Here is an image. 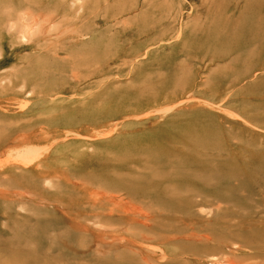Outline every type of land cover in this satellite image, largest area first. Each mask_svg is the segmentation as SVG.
Listing matches in <instances>:
<instances>
[{"label": "rangeland", "instance_id": "374dc122", "mask_svg": "<svg viewBox=\"0 0 264 264\" xmlns=\"http://www.w3.org/2000/svg\"><path fill=\"white\" fill-rule=\"evenodd\" d=\"M263 31L264 0H0V264H264Z\"/></svg>", "mask_w": 264, "mask_h": 264}, {"label": "bare ground", "instance_id": "6f19581e", "mask_svg": "<svg viewBox=\"0 0 264 264\" xmlns=\"http://www.w3.org/2000/svg\"><path fill=\"white\" fill-rule=\"evenodd\" d=\"M247 27V26H246ZM261 31V30H260ZM264 32V31H263Z\"/></svg>", "mask_w": 264, "mask_h": 264}]
</instances>
